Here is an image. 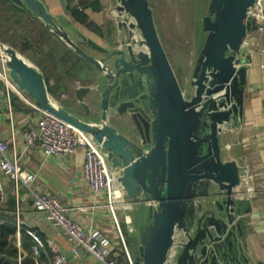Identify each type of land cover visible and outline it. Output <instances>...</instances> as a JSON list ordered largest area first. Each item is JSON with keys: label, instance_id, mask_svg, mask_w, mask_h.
Wrapping results in <instances>:
<instances>
[{"label": "water", "instance_id": "water-1", "mask_svg": "<svg viewBox=\"0 0 264 264\" xmlns=\"http://www.w3.org/2000/svg\"><path fill=\"white\" fill-rule=\"evenodd\" d=\"M38 17L101 72L96 85L74 94L83 118L56 102L44 72L0 40V59L11 80L39 108L86 131L118 170L127 196L142 205L138 264H242L241 213L236 194L244 168L222 156L221 135L242 116L248 52L244 35L255 27V0H210L202 17V42L188 87L182 88L161 42L149 0H115L134 21L116 26L126 35L95 57L59 25L41 0H11ZM138 37V38H136ZM93 93L97 109L85 100ZM98 108L100 110H98ZM132 120L139 140L109 121ZM181 241H175L178 233ZM35 264L33 257L20 263Z\"/></svg>", "mask_w": 264, "mask_h": 264}, {"label": "crops", "instance_id": "crops-1", "mask_svg": "<svg viewBox=\"0 0 264 264\" xmlns=\"http://www.w3.org/2000/svg\"><path fill=\"white\" fill-rule=\"evenodd\" d=\"M41 1L57 23L67 30L70 37L95 57L105 55L106 49L114 48L116 41L126 35L124 30L116 26L110 10L115 4V0ZM6 2L15 4L11 0H6ZM19 8L25 13H29L23 8ZM32 16L53 33L51 40L59 44V51L69 50L78 54L47 24L35 15ZM49 50H51L50 47L42 44L38 50L26 49L23 52L36 60L33 63L43 72H48L47 81L51 97L65 107L67 106L56 95L59 93L61 97L71 98L76 103L71 102L70 108H67L81 117L87 118L86 113L77 102L74 89L79 85H96L101 72L93 63L79 54L73 55L72 60L66 62L54 56L47 59ZM244 57L245 61L249 60L250 63L247 64L242 116L236 126L228 127L222 133V156L225 159H236L245 171L236 189V194L241 197L244 206L241 213V231L243 232L239 239L241 252L247 257V261H242V264H264V54H244ZM37 58H46V60H43L40 65ZM80 58H82L80 64L84 71V78L73 75L74 60L80 62ZM51 79L52 83H50ZM92 95V92L86 93L85 100L93 109H97ZM9 101L19 163L35 174L31 186L37 191H45L59 197L65 204L68 214L80 222L84 228L99 227L114 237V225L104 195H96L82 176V148L79 147L71 155L46 156L39 147H26L22 129L33 119H36L40 115V111L13 90H10ZM98 110L100 109L98 108ZM0 132L7 140L11 141L9 111L5 87L2 82H0ZM1 178L6 190L4 202L18 207L19 220L24 228V234L22 236L21 233L19 234V248L25 258L33 257L36 261L35 264H48L44 251L36 258L32 253V240L28 232V229L32 228L42 240L50 236L58 242L61 250L67 256L65 264H101L84 250L76 253L72 251L71 241L60 231L58 226L45 214L33 208L29 188L26 185L19 184L15 193L13 181L7 173H1ZM137 205L120 210L121 221L125 224L127 223L124 220V214L128 213L131 217V223L127 226L133 224L137 227L140 222L141 214L138 218L133 213L136 208L142 206L137 207ZM134 206L135 209H132ZM118 259L121 258L118 257ZM118 264H121L120 261Z\"/></svg>", "mask_w": 264, "mask_h": 264}, {"label": "built area", "instance_id": "built-area-1", "mask_svg": "<svg viewBox=\"0 0 264 264\" xmlns=\"http://www.w3.org/2000/svg\"><path fill=\"white\" fill-rule=\"evenodd\" d=\"M110 10L114 19L118 18L117 21H124L126 24L134 21L130 14L119 11L115 5ZM248 17H254L256 24L254 28H248L244 35L248 49L245 55L264 54V0L254 1L248 12ZM245 63L247 65L250 61L246 60ZM0 82L5 87L11 135V141H9L0 132V202L6 199V190L1 178V173L5 172L13 181L15 193L21 183L29 188L33 208L45 214L58 226L60 231L71 241V249L74 253L84 250L101 264H118V257L122 255L126 264H135L120 223V210L131 208L133 200L127 196L117 179L118 170L107 161L105 150L100 143L86 131L39 108L34 100L11 80L7 66L2 59H0ZM52 82L51 79L50 83ZM10 90L15 91L26 102L40 111V115L22 129V137L26 147H39L46 156L71 155L79 147L82 148V176L96 195H104L114 225V237L99 227L84 228L80 222L68 214L65 204L59 197L45 191H37L31 186L35 174L19 163L16 154L9 101ZM15 214L17 245L19 246L21 222L17 206L15 207ZM124 220L127 224L131 223V217L128 213L124 214ZM28 232L31 236V250L35 258L44 251L48 264H65L67 262L66 254L53 237L48 236L42 240L35 229L29 228ZM183 236L182 232L178 233L175 241H181ZM117 246L119 248H116ZM20 261L21 257L18 258V264H21Z\"/></svg>", "mask_w": 264, "mask_h": 264}, {"label": "rangeland", "instance_id": "rangeland-1", "mask_svg": "<svg viewBox=\"0 0 264 264\" xmlns=\"http://www.w3.org/2000/svg\"><path fill=\"white\" fill-rule=\"evenodd\" d=\"M209 1L210 0H149V3L153 9V14L161 42L182 88L188 87L196 56L202 42L204 34L202 32L201 20L203 15L207 13ZM17 30L18 29L16 28V33L14 31V34H17ZM11 35H13V33L9 34V36ZM2 42L16 47L11 41ZM16 48L29 61L32 63L33 61L36 62V60L31 58L27 53L25 54L23 51H21L19 45ZM75 55L78 54L75 53ZM72 58L68 56L66 57V61L72 60ZM81 59L82 58H80V62L74 60L72 66L74 77H85L82 65L80 64ZM44 73L46 77H48V72L45 71ZM56 96L60 97L62 102L68 108H70L69 106L71 102H73L71 98L61 97L59 96V93ZM73 103L75 104L76 102ZM126 120L127 118H112V122L116 126H120L125 131H128L130 123ZM132 204L137 205L134 200ZM137 207L140 206L137 205ZM132 209H135V206ZM142 210L143 207L141 206L140 208H136L133 213L139 218ZM120 223L127 246L133 258V252L135 249L139 250L140 252L138 231L137 229H129L127 224L121 221V218ZM127 238L132 240H130L128 243Z\"/></svg>", "mask_w": 264, "mask_h": 264}, {"label": "trees", "instance_id": "trees-1", "mask_svg": "<svg viewBox=\"0 0 264 264\" xmlns=\"http://www.w3.org/2000/svg\"><path fill=\"white\" fill-rule=\"evenodd\" d=\"M16 28L18 29L17 34H14V31L16 33ZM11 33L13 35L9 36ZM52 35L53 33L39 22L37 18L25 13L15 4L0 0V39L2 41H11L16 47L19 45L21 51L26 49L38 50L42 44H46L51 49L49 50V58L46 57L47 59H51L54 56L66 62V57L72 58L75 53L69 50L59 51V44L51 40ZM46 58H37V61L42 65L43 60H46ZM41 67L44 68V66ZM16 228L15 207L13 204L4 201L0 202V264H18L19 257H21V260L25 258L17 245ZM20 233L21 236L24 234L22 225ZM130 240L132 239H128V243ZM22 243L21 237V245ZM133 253L134 262L138 264L141 259L140 252L135 249ZM119 258H121L119 259L121 264L126 263L121 255H119ZM21 264L29 263L23 262Z\"/></svg>", "mask_w": 264, "mask_h": 264}, {"label": "flooded vegetation", "instance_id": "flooded-vegetation-1", "mask_svg": "<svg viewBox=\"0 0 264 264\" xmlns=\"http://www.w3.org/2000/svg\"><path fill=\"white\" fill-rule=\"evenodd\" d=\"M116 47V46H115ZM112 118H118L119 119V115H112V116H110L109 117V121L111 122V123H113L112 122ZM130 127L128 128V131H125L124 129H122L120 126H117L120 130H122L125 134H127L129 137H131L132 139H135L136 141H138L139 140V138H138V135H139V133H138V131H137V129L134 127V124H133V122H132V120L130 119ZM114 124V123H113ZM115 125V124H114ZM116 126V125H115Z\"/></svg>", "mask_w": 264, "mask_h": 264}, {"label": "bare ground", "instance_id": "bare-ground-1", "mask_svg": "<svg viewBox=\"0 0 264 264\" xmlns=\"http://www.w3.org/2000/svg\"><path fill=\"white\" fill-rule=\"evenodd\" d=\"M243 183H244V182H243ZM244 184H245V183H244ZM237 188H238V187H237ZM237 188H236V189H237Z\"/></svg>", "mask_w": 264, "mask_h": 264}]
</instances>
